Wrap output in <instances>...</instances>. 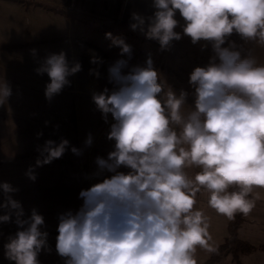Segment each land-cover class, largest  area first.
<instances>
[{"label": "clouds", "instance_id": "1", "mask_svg": "<svg viewBox=\"0 0 264 264\" xmlns=\"http://www.w3.org/2000/svg\"><path fill=\"white\" fill-rule=\"evenodd\" d=\"M151 8V15L131 13L133 31L158 42L161 51L187 36L202 50L210 46L213 55L189 74V106L190 93L177 94L150 54L144 66L130 67L132 47L105 34L109 47L127 57L108 67L113 88L92 93L104 121L109 114L114 121L107 134L114 148L106 159L96 158L97 182L80 191L81 207L58 216L55 250L63 264H198V248L219 252L211 217L197 207L199 193L230 221L251 215L264 199V63L230 39L235 34L264 47V0H151ZM91 63L103 61L93 55ZM81 70L64 51L49 54L35 69L49 77V101ZM90 74L100 76L98 68ZM11 95V85L0 79V106ZM92 142L89 134L85 145ZM68 146L67 139L47 140L25 175L35 181V167L61 158ZM192 169L198 171L190 174ZM18 191L0 182V223L14 222L18 229L3 245L4 257L11 264H41V252L52 251L45 220L35 208L24 218L13 198Z\"/></svg>", "mask_w": 264, "mask_h": 264}, {"label": "rangeland", "instance_id": "2", "mask_svg": "<svg viewBox=\"0 0 264 264\" xmlns=\"http://www.w3.org/2000/svg\"><path fill=\"white\" fill-rule=\"evenodd\" d=\"M31 3L35 6L39 4L36 1ZM26 4L30 8L27 1ZM4 8L6 6L0 4V10ZM17 18V30L12 40L1 37L8 33L2 32L0 27V46L21 44L13 49H0V79H6L12 88L8 103L0 106V182H8L19 189L13 194V198L21 202L25 219L31 215L33 208L44 217L43 230L49 233L48 243L52 251L41 252V264H63V259L55 250L58 216L68 210L75 212L81 207L83 201L79 198L80 191L97 182L92 176L97 171L96 158L106 159L114 148V141L107 139L110 125L114 121L110 114L108 122L104 121L92 101V93L103 91L105 87L109 90L113 88L108 81V67L116 60L127 57L120 55L118 47H109L111 41L105 34L111 32L113 36H120L132 47L130 67L144 66L149 54L153 61L158 59L157 69L167 84L177 94L182 89L190 93L187 100L189 106L193 103V89L188 83L189 74L196 66L206 65L213 53L211 47L199 50L189 48L183 43L173 44L170 50L161 51L158 42L148 40L139 31L119 25L118 21L94 16L84 17L89 28L80 25V31L74 37L59 35L54 37L56 39H44L43 15L33 13L31 21L34 23L30 25L23 17ZM38 20L40 30L35 32V23ZM33 49L36 50L35 55L32 53ZM61 51L66 53L70 62H80L82 70L69 77L71 85L65 86L60 94L49 101L45 97L49 77L47 74L38 75L35 69L49 54H58ZM93 55L99 57L103 63L92 64ZM94 68H98L99 77L90 74V69ZM124 71L127 72L128 69ZM29 115L34 117L30 118ZM38 133L43 135L38 137ZM89 134L93 142L91 146H86L85 141ZM61 139L69 141L63 156L50 164L35 167L37 178L35 181L30 180L25 173L30 166H35L39 157L37 148L43 147L47 140L58 144ZM72 147L80 149L81 154H74ZM189 171L194 175L198 170ZM2 199L0 193V202ZM197 201V207L204 209L211 217L209 231L217 245L227 236L228 219L217 215L207 206L206 193H199ZM2 214L3 210H0V215ZM243 218L239 237L251 242L255 249L250 254L241 255L239 261L231 253L223 254L215 264H264V205L259 204L251 215ZM14 219L15 217L13 221ZM17 230L14 222L0 223V264H11L4 257L3 245L7 242V237L14 235ZM196 255L198 264H202L210 253L198 248Z\"/></svg>", "mask_w": 264, "mask_h": 264}, {"label": "crops", "instance_id": "3", "mask_svg": "<svg viewBox=\"0 0 264 264\" xmlns=\"http://www.w3.org/2000/svg\"><path fill=\"white\" fill-rule=\"evenodd\" d=\"M0 4H3L6 8L0 10V27L1 31L6 32L7 35L1 36L12 40L16 34L17 28L15 22L18 20L16 17H23L30 25L34 23L31 21L33 13L37 15H43V34L44 39L54 38L57 36H76L75 33L80 31V25H86L87 16H94L105 20L118 21L119 25L129 27L131 21V13L138 12L142 15H151L154 11L151 8V0H1ZM30 4V8L26 4ZM31 1H36L39 4L35 6ZM30 19V20H29ZM177 19H181L177 15ZM36 21L35 32L40 30L39 24ZM181 23H183L181 19ZM6 27V28H5ZM8 27V28H7ZM93 29V28H92ZM33 30V29H32ZM95 30V29H94ZM138 31V30H137ZM176 31H182L181 28H177ZM62 34V35H61ZM80 37V36H79ZM83 38V37H82ZM6 40V39H5ZM238 45H243L247 50H251L253 55L257 58L258 62L264 63V47H261L255 43L245 44L240 38L235 41ZM8 43V42H7ZM183 43L185 46L194 49H202L201 44L193 45L189 37L184 36L179 41H174L173 44ZM203 43V42H201ZM208 46L207 48H209ZM206 49V48H205ZM32 90V89H30ZM33 118V116H30ZM24 121V119H23ZM26 121V120H25ZM27 122V121H26ZM25 127V126H24ZM264 205V199L257 202Z\"/></svg>", "mask_w": 264, "mask_h": 264}, {"label": "trees", "instance_id": "4", "mask_svg": "<svg viewBox=\"0 0 264 264\" xmlns=\"http://www.w3.org/2000/svg\"><path fill=\"white\" fill-rule=\"evenodd\" d=\"M64 37V36H63ZM63 37H60L63 39ZM239 36L233 34L232 37H230L231 40L236 41ZM56 39V38H53ZM79 40V39H78ZM83 43H87L86 41H80ZM21 44L16 43H10V44H4L0 46V49H13L16 48V46H20ZM154 67L157 69V66L159 65V60L155 59L154 61ZM243 215H237L235 220L227 222V236L224 238L222 242L217 244L219 252L218 254L210 253L209 257L202 263V264H215L217 263L221 256L226 253H231L236 261H239V258L241 255L244 254H250L254 249L255 246L249 242L248 240L242 239L239 237V228L243 222Z\"/></svg>", "mask_w": 264, "mask_h": 264}]
</instances>
